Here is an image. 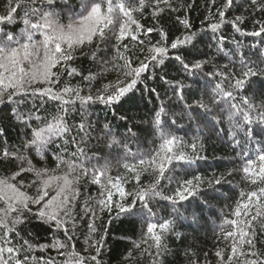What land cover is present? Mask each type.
I'll return each mask as SVG.
<instances>
[{"label":"snow or ice","instance_id":"snow-or-ice-1","mask_svg":"<svg viewBox=\"0 0 264 264\" xmlns=\"http://www.w3.org/2000/svg\"><path fill=\"white\" fill-rule=\"evenodd\" d=\"M210 4L206 26L193 31L190 19L177 15L184 32L170 39L162 27H145L140 21L147 14L158 24L160 16L190 11L193 3L8 0L0 13V113L7 109V119L26 131L19 146L0 140V264H57L58 257L59 264H104L107 229L98 230L96 221L101 213L114 210L117 218L124 215L146 224L142 243L151 241L149 247H155L157 257L167 252L169 234L181 235L176 231L182 226L179 221H189V227L198 225L225 177L207 176L191 168L205 159L200 154L203 141L200 136L186 141L172 132L175 108H180L181 117L202 126L201 132L219 131L217 126L225 118L231 128L236 167L227 175L238 176L241 183L231 212L234 218L224 219L228 227H222L218 237L225 241V247L215 252L218 264H264V249L257 247L258 232L264 234V67L248 63L245 45L237 35L227 47L223 34L230 27L239 36L259 38V44L248 47L264 57V0H210ZM121 7L126 15L120 13ZM241 8L244 14L232 15ZM209 31L216 52L228 56L229 64L217 65L214 56L200 50L201 33ZM153 32L159 36L154 41L149 36ZM113 49L111 59H105ZM171 50L177 52L174 57ZM233 57L241 65L239 74L229 70L236 62ZM169 59L183 73L175 84L165 78L166 73L156 75V69L162 70ZM84 62L91 67L85 68ZM260 64L264 65V59ZM109 71L119 75L101 83ZM75 78L79 83L73 85ZM155 79L167 84L172 96L167 90L161 96L149 87L148 81ZM137 92L141 99L147 92L159 101L147 121L158 147L154 153L125 151V158L132 155L137 162L123 163L127 176L113 177L108 164L90 166L87 144L96 132L97 143L127 150L126 140L136 136L135 126L126 134L115 132L109 123H93L89 108L119 106L133 101ZM225 101L229 102L227 109H213V103L220 108ZM50 103L55 105L53 111L46 109ZM42 110L44 115L39 114ZM4 118L0 115V120ZM5 134L0 129V137ZM253 146L255 155L250 154ZM177 162L183 174L176 170ZM128 183L133 185L131 191L126 188ZM87 185L97 186L95 195ZM33 220L53 233L52 243L34 245L22 235L21 226ZM84 224L83 245L78 249L77 233ZM141 246L136 243L134 248ZM49 248L57 257L36 255ZM132 255L129 252L128 258ZM153 264H157L155 259Z\"/></svg>","mask_w":264,"mask_h":264},{"label":"trees","instance_id":"trees-1","mask_svg":"<svg viewBox=\"0 0 264 264\" xmlns=\"http://www.w3.org/2000/svg\"><path fill=\"white\" fill-rule=\"evenodd\" d=\"M8 0H0V13L5 10V6ZM177 3H193L192 10H184L182 13L174 14H164L159 17V23L152 19L150 15H145V17L140 21L145 27H157L163 28L165 31L170 33V39H175L184 32L182 24L177 23L175 17L180 15L181 18L187 16L193 25V31H198L201 27L206 26L207 21L205 16H207V9L211 8L210 0H177ZM214 11V9H212ZM120 13H124L123 8H120ZM118 13V15L120 14ZM245 9L241 8L238 12H232V15L244 14ZM231 18V17H229ZM124 24H121V30L123 31ZM249 31L251 26H249ZM225 35L227 47H231V37L237 35L245 45L243 51L246 53L245 59L249 64L261 65L260 62L264 57H260L255 53V49H250L248 45L253 43L259 44V38L253 37H243L235 34L230 27H225L223 30ZM149 36L154 40L158 39L159 36L156 32L150 33ZM212 33L209 31L206 35L201 33V43L199 48L201 51H207L210 56L215 57V64L224 65L229 64V57L224 53H217L215 48V41L211 40ZM211 45V47H209ZM261 50L264 51V46H261ZM107 51V50H105ZM138 55H141L137 52ZM177 54L175 50L170 51V56L174 57ZM114 55V49L108 52L105 59H111ZM143 58V55H141ZM236 61L234 65L230 64V71L236 74L241 72V65L238 58L233 57ZM83 66L85 68L91 67L90 64L84 62ZM109 67H111L109 65ZM93 71H98L99 69L93 68ZM166 79L171 81L172 84L176 83V80L183 78V73L179 71V65L174 59H169L166 61L165 66L161 70L156 69L157 76H164ZM151 74V69L149 73ZM119 75L116 71H109L104 74V79L101 83H107L108 81H114ZM175 78V79H174ZM73 85L79 83V78H75L71 81ZM203 83V80H202ZM149 87H155L161 96L165 94L167 90V95L172 96V92L167 84H162L159 79L149 80ZM84 86V85H82ZM86 90V89H85ZM251 95V93H248ZM159 103L155 99V96H149L147 92L144 93L141 99L140 92L136 93L135 99L133 101H126L122 105L115 107H105L102 104H95L89 108L91 113L90 119L93 123L99 121L102 125L104 123H109L113 131L118 133H127L128 128H133L136 132L135 137H128L126 143L128 144L127 150H122L119 148H108L104 143H97L96 132L92 133V140L87 144L85 151L87 155L91 157L88 163L90 166H96L97 168H102L105 164L109 166L108 174L116 177L118 175L127 176V171L123 168V163H136L137 160L133 158L132 155H128L125 158V151L130 154H145L154 153L155 149L158 147V138L154 137L148 129L150 125L147 123L148 116L153 109L154 105ZM229 102L225 101L221 103V107L218 108L214 103L212 104L213 109L216 112L221 111V109H227ZM55 105H46L47 111H53ZM2 108V106H0ZM79 108V104H77ZM27 111V109H23ZM174 111L177 113L175 117V124L173 125L172 132L184 138L186 141L192 140L196 136H200L203 141V150L201 155L205 159L199 160L191 165V168L200 174L207 176H224L225 182L218 186L213 192V199L211 200V208H206L203 214V219L200 220L198 225L192 227L187 226L189 221H179L176 231L181 235L177 237L174 234H169L166 244L167 252L157 257L155 247H149L151 241L148 244L142 243V236L146 232V224L138 218H129L121 215L119 218L116 216V211L111 213L105 212L100 214V218L96 221L98 230L107 229V244L103 250V262L104 264H153V260L163 261V264H218V259L215 257V252L223 247H225V241L218 239L220 235V230L222 227H228L224 225L223 221L226 218H234L231 216L232 209L234 207V200H236L237 193L239 191L240 179L238 176H228L229 170L236 167L233 164L235 154L233 152V144L231 142L230 131L231 128L227 119L222 125H218L219 131L209 133L206 129L201 132V127L195 121L188 120L187 116H180V108H175ZM39 114L44 115L45 112L42 110ZM5 118L0 120V129L6 130V134L0 137L7 143L8 146H19L20 140L23 137L26 129L20 126L15 120L7 119L10 115L7 109H3L2 113ZM127 116L129 119L127 121L121 120L120 117ZM74 119L78 122L80 117L76 116ZM35 125V122H34ZM250 154L255 155V146L250 150ZM147 158V157H146ZM35 161H39V157H35ZM44 162L40 161L42 165ZM49 166L51 162L49 161ZM176 170L183 174V170L180 163H176ZM254 170V169H253ZM3 173L0 172V176ZM146 182V181H145ZM128 190H132L133 185L128 183L126 185ZM88 192L95 195L97 192V186L87 185ZM19 198V197H17ZM117 200L119 197H115ZM10 207V206H9ZM255 212V208L252 209ZM187 215V214H186ZM3 219L7 220V216ZM259 222H257V225ZM22 235L26 239H29L34 245L39 244H50L52 243L53 233L48 229L46 225L40 224L39 222L33 220L29 224H24L21 226ZM86 231V224L77 233L80 236L77 248L79 249L83 245V236L81 232ZM259 243L257 244L258 249H264V234L258 232ZM62 238V234H60ZM136 243H141L140 249H135L134 245ZM133 253L132 257L128 258V253ZM37 256L40 255H50L57 257L55 250L49 248L47 253H36ZM59 257L57 258V264H59Z\"/></svg>","mask_w":264,"mask_h":264}]
</instances>
